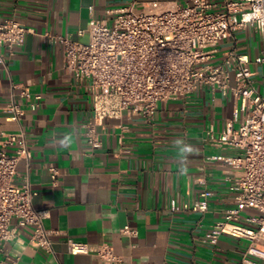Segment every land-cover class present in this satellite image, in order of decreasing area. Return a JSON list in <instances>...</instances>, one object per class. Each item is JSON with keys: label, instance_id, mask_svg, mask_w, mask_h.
<instances>
[{"label": "crops", "instance_id": "crops-1", "mask_svg": "<svg viewBox=\"0 0 264 264\" xmlns=\"http://www.w3.org/2000/svg\"><path fill=\"white\" fill-rule=\"evenodd\" d=\"M212 1L221 10L224 0ZM151 2L192 4V0H0V17L15 18L31 30L14 55L3 50L7 61L0 66V132L19 133L23 128L32 159L19 163L17 181L30 179L38 193L34 206L48 211L45 226L56 232L50 254L33 243L31 228H20L16 239L0 248V263L103 264L96 257L102 245L110 246L124 264L240 262L245 240L224 235L217 246L205 241L236 206L229 179L237 172L221 160L234 156L235 150L210 141L212 132L219 136L234 118L238 102L232 94L203 88L190 98L161 103L151 121L127 113L107 119L97 128L102 146L92 148L83 135V126L95 121L89 86L78 83L66 69L62 44L46 37L86 44L94 20L112 23V11L132 3L142 10ZM262 48L259 34L243 30L222 44L219 60L233 49L255 57ZM252 69L255 85L264 94V65ZM14 85L42 96L38 110L27 109L21 126L5 113ZM242 120L241 115L234 127ZM177 140L198 151L182 161ZM51 168L59 173L56 183ZM206 190L213 193L206 214L183 210ZM173 203L179 211H171ZM127 226L136 233L124 234ZM70 242L86 246L88 252L71 253Z\"/></svg>", "mask_w": 264, "mask_h": 264}, {"label": "built area", "instance_id": "built-area-1", "mask_svg": "<svg viewBox=\"0 0 264 264\" xmlns=\"http://www.w3.org/2000/svg\"><path fill=\"white\" fill-rule=\"evenodd\" d=\"M218 7L212 0H192L185 6L151 2L142 10L132 3L112 11V23L94 20L86 44L69 37H46L62 44L66 69L78 83L89 86L95 121L83 126V135L92 148L102 146L97 128L107 119H118L127 113L151 121L161 103L190 98L203 88L232 94L238 102L234 118L219 136L212 132L210 141L220 148L235 150L234 156H221V160L237 172L229 179L236 206L205 235V241L217 246L224 235L245 240L246 249L238 264H261L264 94L255 85L252 65H264V0H224L221 10ZM247 29L260 35V54L250 57L233 49L219 60L222 44ZM29 33L31 30L17 19L0 17V66H6L7 54L12 56L24 46ZM41 100V95L14 85L5 113L21 126L27 109L38 110ZM241 115L243 120L235 128L233 122ZM31 159L23 128L19 133L0 132V248L14 241L20 228L27 227L33 230L36 247L54 254L56 232L45 226L48 211L35 208L38 193L29 178L17 181L19 163H29ZM51 171L56 183L59 173L56 168ZM212 196L206 190L191 206L185 204L183 210L204 215ZM179 210L173 203L171 211ZM122 232L136 233L129 226ZM69 250L74 254L88 252L86 246L74 242L69 243ZM96 257L103 264H124V259L108 245L100 246Z\"/></svg>", "mask_w": 264, "mask_h": 264}, {"label": "clouds", "instance_id": "clouds-1", "mask_svg": "<svg viewBox=\"0 0 264 264\" xmlns=\"http://www.w3.org/2000/svg\"><path fill=\"white\" fill-rule=\"evenodd\" d=\"M62 146H66L64 143L60 142ZM177 148V155L182 161H186L190 154H194L198 151L196 147L191 144L185 143L183 140H177L175 142Z\"/></svg>", "mask_w": 264, "mask_h": 264}]
</instances>
